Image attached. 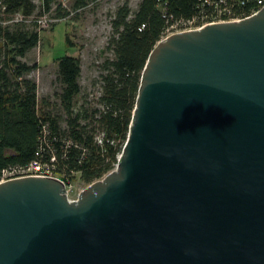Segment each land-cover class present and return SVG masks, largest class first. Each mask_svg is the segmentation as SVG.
Masks as SVG:
<instances>
[{
    "label": "water",
    "instance_id": "water-1",
    "mask_svg": "<svg viewBox=\"0 0 264 264\" xmlns=\"http://www.w3.org/2000/svg\"><path fill=\"white\" fill-rule=\"evenodd\" d=\"M0 264H264V7L155 45L115 169L76 200L0 182Z\"/></svg>",
    "mask_w": 264,
    "mask_h": 264
},
{
    "label": "trees",
    "instance_id": "trees-1",
    "mask_svg": "<svg viewBox=\"0 0 264 264\" xmlns=\"http://www.w3.org/2000/svg\"><path fill=\"white\" fill-rule=\"evenodd\" d=\"M96 1L74 0L73 9L82 10ZM128 2L117 6L111 18L105 46L111 56L100 62L97 90H82L81 49L66 24V42L75 48V55L57 60V88L40 97L30 76L39 66L22 59L38 46L42 30L33 22L9 21L16 15L36 20L47 14L65 22L71 11L59 0H41L39 13L33 0H0V179L5 170L38 162L67 187L75 181L87 187L114 170L150 52L171 26L181 28L193 19L200 26L215 17L200 0H139L134 10ZM225 2L234 6L239 18L248 16L254 5V0Z\"/></svg>",
    "mask_w": 264,
    "mask_h": 264
},
{
    "label": "rangeland",
    "instance_id": "rangeland-1",
    "mask_svg": "<svg viewBox=\"0 0 264 264\" xmlns=\"http://www.w3.org/2000/svg\"><path fill=\"white\" fill-rule=\"evenodd\" d=\"M37 7L36 13L40 12L39 4L41 0H33ZM126 0H97L92 6L82 10H74V0H66L67 8L71 11L66 17V21L58 22L53 28L40 32V43L27 54L22 60L29 63H36L39 68L31 73V77L38 85L39 96H49L53 94L57 86L55 85L56 62L65 55H75V48L66 42V33L80 48L82 60L80 84L84 93L95 92L99 80V65L105 57H110L111 52L105 50L106 40L111 34L110 22L117 6ZM132 10L137 6L139 0H128ZM55 7V5H54ZM67 24V25H66ZM189 24H184L174 31L189 28ZM80 99V97L78 98ZM81 101V99H80ZM86 187L79 181H75L67 187V195L70 200H76L78 195Z\"/></svg>",
    "mask_w": 264,
    "mask_h": 264
},
{
    "label": "built area",
    "instance_id": "built-area-1",
    "mask_svg": "<svg viewBox=\"0 0 264 264\" xmlns=\"http://www.w3.org/2000/svg\"><path fill=\"white\" fill-rule=\"evenodd\" d=\"M59 1L61 2L63 6L66 7V0H59ZM200 1L202 2L201 5L203 7L206 6V7L211 8V12L215 15L214 19L211 22H205L200 26H196L195 25L196 20L193 19L188 22L190 26L189 28L177 30V31L173 30V29H176V26H171L170 28L166 30L165 37L173 33H176V32L200 28L208 23L238 21L240 19H243V18H239L235 16L236 10L234 6L232 4H227L225 0H200ZM243 4H244V1L241 2V5ZM263 7H264V0H254V5H253V9L251 13L244 18H247L249 16L256 14ZM200 13L205 14L202 10ZM202 16H203L202 18H204V16L206 15H202ZM61 20L62 19L53 18L47 14H44L43 16L37 18L36 20H32V19L25 20L21 15H16V17L12 21H9V22H26V23L33 22L37 25L39 30H46L50 27L52 23H57V22H60ZM24 176H50V175L47 173V171L43 170V167L38 162H34L25 168L3 171L0 182L13 179V178L24 177Z\"/></svg>",
    "mask_w": 264,
    "mask_h": 264
}]
</instances>
